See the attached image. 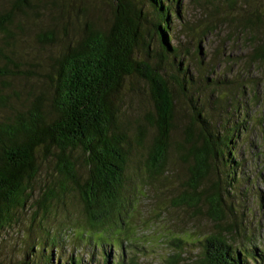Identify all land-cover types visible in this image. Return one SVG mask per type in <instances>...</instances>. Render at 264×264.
I'll use <instances>...</instances> for the list:
<instances>
[{"label": "rangeland", "instance_id": "obj_1", "mask_svg": "<svg viewBox=\"0 0 264 264\" xmlns=\"http://www.w3.org/2000/svg\"><path fill=\"white\" fill-rule=\"evenodd\" d=\"M14 2L0 0V17L9 13L13 16L9 27L12 37L7 40L0 34V50L15 63L7 64L0 58V122L33 109L41 95V109L47 108L52 91V60L67 43L80 38L84 22L105 27L111 18L110 0H30L31 6L23 10H14ZM144 9L149 10L146 6ZM180 11V19L170 20L169 43L178 48L179 55L176 62L170 55L161 63L174 94L171 140L177 143L183 138L193 105L188 95L178 94L171 80L172 76H180L174 65L180 61L192 75V100L198 96L199 101L194 106L213 115L216 123L219 117L214 101L219 98L224 103L219 113L224 114L226 124L233 127L241 123L235 142L238 179L225 194L222 224H235L230 237L237 247L255 245L264 252V63H250L253 49L264 43V0H180ZM253 16L263 19V24L254 26L255 45L247 41L252 33L242 35L240 28L242 18ZM209 25L214 26V32L204 36ZM56 29L53 42H40L39 35ZM147 39L151 55L156 57L154 52L160 53L159 41L155 37ZM199 47L203 55L198 53ZM136 56L144 59L141 51ZM158 60L156 57L154 61ZM206 78L213 79L215 86H210ZM115 104L116 134L128 143L124 174L132 179L135 190L128 182L109 222L86 227L73 184L58 176L50 155L45 157L39 151L40 173L31 185L32 197L23 209L11 212L10 226L0 235V264H36L38 256L31 248H40L45 240L49 241L45 250L52 253L51 264L71 258L82 259V264H104L105 260L108 264L115 260L121 264H169L176 255L180 256V264H200V243L216 230L217 221L203 203L200 211L177 204L188 175L187 166L174 150L169 155L167 181L147 176L146 149L155 130L148 129L141 146L135 134L145 118L155 114L148 85L137 76L125 78ZM71 157L75 159L76 177L83 180L88 175L86 156L77 150ZM51 187L56 191L64 188V208L45 217L37 202ZM178 240L181 246H176ZM58 242L55 248L50 247Z\"/></svg>", "mask_w": 264, "mask_h": 264}, {"label": "trees", "instance_id": "obj_2", "mask_svg": "<svg viewBox=\"0 0 264 264\" xmlns=\"http://www.w3.org/2000/svg\"><path fill=\"white\" fill-rule=\"evenodd\" d=\"M29 1L15 0L14 10L29 8ZM110 2L109 23L101 27L95 22H84L80 38L72 44L67 43L60 55L52 60L53 77H49L52 91L46 101L48 107L41 109L44 98L41 95L36 98L33 109L0 122V235L10 226L11 212L23 209L32 197L31 185L40 173L39 151L45 157L50 155L57 166L58 176L73 184L86 227L109 222L120 198L127 191L128 182L131 181L132 187L134 183L124 174L129 159L128 143L116 134L115 97L125 78L137 76L148 85L155 110L154 115H148L137 127L135 134L136 143L141 146L148 129L155 130L146 149L147 176L167 181L169 155L174 150L176 157L187 166L188 175L186 189L177 204L200 211L199 206L203 203L208 214L217 221L216 230L200 243V264H264V252L258 251L255 245L237 247L231 238L234 234L232 225L235 224H222L225 194H229L232 184L238 179L235 176L239 166L235 142L241 123L237 122L233 127L226 124L224 114L219 113L220 104H224L219 98L214 101L219 117L216 123H213V115L194 106L199 101L198 96L195 102L192 100V75L188 66H182L180 61L174 64L180 76H172L171 80L178 94L188 95L189 103L193 105L183 138L177 143L171 140L174 94L161 63L170 55L176 62L179 55L178 48L169 43L170 20L181 17L180 0ZM145 6L149 10L144 9ZM258 24H263L259 16L240 20L241 34L251 32L252 36L247 41L253 45L256 41L254 26ZM12 25V13L0 17V34L7 40L12 37L9 30ZM57 32L56 29L39 35L40 42H53ZM210 32H214V26H206L203 34L206 36ZM152 37L157 38L160 44L159 55L154 52L158 62L151 55L147 39ZM138 51L143 53V60L136 56ZM198 53L203 55L200 47ZM0 58L7 64H15L2 50ZM257 62L264 63V43L257 44L250 56V63ZM206 81L215 86L213 79L206 78ZM77 150L87 160L88 175L83 180L76 177L75 159L71 157ZM64 196V188L59 191L53 187L46 189L37 202L38 210L45 217L57 214L64 208ZM229 209L231 211V207ZM59 242L51 243L50 247L55 248ZM176 242L179 245H174H182L181 240ZM45 246H49L48 240L40 248L35 245L31 248H35L38 256L36 264H51L52 253L49 254ZM112 246L117 248L118 244ZM179 257L173 256L174 261L169 264H180L177 261ZM56 263L82 264V259L71 258ZM103 263L108 264V261ZM113 264L121 263L115 260Z\"/></svg>", "mask_w": 264, "mask_h": 264}]
</instances>
